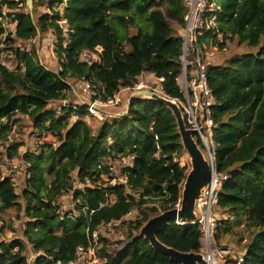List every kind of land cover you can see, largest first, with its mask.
<instances>
[{
	"label": "trees",
	"instance_id": "trees-1",
	"mask_svg": "<svg viewBox=\"0 0 264 264\" xmlns=\"http://www.w3.org/2000/svg\"><path fill=\"white\" fill-rule=\"evenodd\" d=\"M216 1L221 12L209 34L223 40L220 44L215 39L220 49L235 42L250 52L207 70L216 99L212 112L216 171L228 176L216 205L228 218H219L215 242L235 235L238 227L243 264H264V0ZM26 2L0 0V141L8 139L13 124L28 117L40 137L51 134L58 144L47 142L37 153L26 154L28 177L22 195L0 164V221L14 208L27 217L22 238L0 243V264H28L29 246L40 254L34 264H70L78 247L89 245L88 229L92 233L103 222L118 221L137 207L145 220L123 247L111 251L115 246L109 234L102 235L101 264H179L140 237L151 217L176 208L188 175V167L176 161L186 152L171 109L134 99L126 115L105 117L93 128L83 120L94 117L88 107L61 104L64 111L58 115L53 105L67 100L69 79L90 82L99 98L108 101L149 74L164 79L168 97L182 99L178 79L183 37L174 25H185L186 0H33L32 12L15 13V35L6 37L4 9L15 10ZM57 4L63 7L61 14L53 12ZM38 6H47L53 16L46 13L36 19ZM62 20L69 25L71 42L66 48ZM48 33L59 41L63 71L58 73L42 66L33 50L18 47ZM6 52L14 58L15 70L3 63ZM87 54H97L99 60L90 61ZM72 114L79 117L73 124ZM20 147L11 144L8 159L19 157ZM132 156L134 161L122 168L119 161ZM113 165L122 170L128 185L109 186ZM72 191L76 209L71 213L80 214L77 220L63 213L59 204ZM154 199L164 206L142 208ZM202 238L200 226L191 222L180 226L172 221L158 235L161 243L182 253H200Z\"/></svg>",
	"mask_w": 264,
	"mask_h": 264
},
{
	"label": "built area",
	"instance_id": "built-area-1",
	"mask_svg": "<svg viewBox=\"0 0 264 264\" xmlns=\"http://www.w3.org/2000/svg\"><path fill=\"white\" fill-rule=\"evenodd\" d=\"M186 6L188 11L185 15V25L182 35L183 54L181 60L183 69L180 78L182 82L180 81L181 84H179L183 93V98L172 100L180 106L187 128L196 130V135L207 149V157L214 171V178L212 184L203 190V196L197 201V218L188 221L176 219L174 222L180 226H183L188 222L200 226L203 235V247L200 252L203 255L202 264H243L244 257L240 255L238 251L231 248L219 247L215 242V237L218 232V218L215 217L214 210L218 204L219 191L224 182L228 179V176L219 175L216 171V159L213 152V129L215 124L212 114L216 99L209 84L207 70L209 66L214 64L211 57L213 53L215 51H220V46L215 43V39H217L220 44L223 43L220 36H217L214 32L213 35L212 33L209 34V32L216 28L217 17L218 13L221 12V6L218 5L216 0H186ZM59 23L61 28L67 33L66 42L64 44V47L66 48L71 42L70 37L68 36L69 25L66 20H62ZM97 51L100 52V48H98ZM86 56L90 61H98L95 60V57H99L97 54H87ZM61 69L63 71V68ZM159 79L161 82H164L163 78ZM87 84L92 90L93 87L91 83L87 82L86 85ZM83 85H85V82ZM154 86L146 85L145 82L140 81L134 87L121 90L114 98L104 101V103L107 105L119 104L121 101L120 97L125 91L139 92L143 89H147L155 93L163 94L164 97L167 96L164 94L163 87H160L161 91H159V89ZM64 102V106H67V101L65 100ZM73 108L77 110V107ZM87 109L90 112L95 109L97 110L94 105L89 106ZM209 143H211V148ZM134 159V156L127 159L123 158L119 161V164L123 168L129 166ZM176 161L180 162V159H176ZM182 167H186V165L184 164ZM108 181L109 186L111 187L128 185L127 177L122 174V170H118L114 165L110 167ZM89 183L91 182L89 181ZM136 195H140V192H136ZM166 196L167 194L165 197ZM163 206V201H160V199H154L153 201H150V203L142 205V208H159ZM180 207L181 200L176 205V208L180 209ZM70 217L77 220L80 218V214L71 213ZM143 220L144 216L142 211L140 210V207H137L130 210L118 221H112L109 224L103 222L92 233L88 229L87 234L89 245L87 247L79 246L76 260L70 264H101L102 258L100 252L104 247V241L102 240L103 233H114L115 228L123 226L125 223L132 224L136 227L138 223ZM3 242L6 241L0 234V243ZM38 256H40V254L36 255V257Z\"/></svg>",
	"mask_w": 264,
	"mask_h": 264
},
{
	"label": "rangeland",
	"instance_id": "rangeland-1",
	"mask_svg": "<svg viewBox=\"0 0 264 264\" xmlns=\"http://www.w3.org/2000/svg\"><path fill=\"white\" fill-rule=\"evenodd\" d=\"M33 10V9H32ZM30 10L27 2L21 5L18 9L10 10L5 8L3 11V21L4 26L6 28V37L8 35H15L16 32V26L17 23L13 21V18L15 16L16 12H25L26 14L29 12H32ZM63 7L60 4H57L55 7V11L53 12H59L62 13ZM164 10V9H163ZM53 12L47 8V6H38L36 7V19L39 15H43L46 13L52 14ZM217 25V23H216ZM174 28L178 31V33H181L183 35V28H180L176 25H174ZM213 35V33H212ZM59 41L56 35L53 33L45 34L41 37H37L30 42L27 43V45H21V43H18V47H21V50H33L36 54L37 61L44 66L45 68L52 70L56 73L62 71V66L59 61L58 56V48ZM32 51V52H33ZM102 50L100 49V52ZM255 51V50H251ZM250 52V50L246 46H238L235 42H230L228 46H225L224 49H220L218 52H214L212 57L213 63L220 65L224 64L228 59L235 55H242L243 53ZM95 60H99V57H95ZM3 63L11 70L16 69V64L14 58H11V55H9L7 52L5 53L3 57ZM144 78H141L142 82H145V84L157 87L159 91L163 87V82H161L160 79H158L155 75H145ZM181 76L178 79L179 84L181 81ZM69 82L71 84V89L67 93V103L66 104H72L74 106L83 107L86 106L89 108V106L94 105L96 106L97 110L89 111L90 114H93L94 117L86 116L83 118L90 126L93 128L99 127V125L104 121L105 117L106 119L111 118V116L120 117L121 113L126 111V105L130 99V96L135 93L133 91H125L123 95L120 97L121 101L117 105H107L104 103L102 99L99 98V92H96V88H91L89 85L85 82V85H83V80H77V79H69ZM182 82V81H181ZM161 87V88H160ZM142 91H148L155 93L151 90L143 89ZM140 92V91H139ZM164 93V92H163ZM159 96H163V94L155 93ZM165 94V93H164ZM164 97V96H163ZM171 99L170 97H167ZM175 102V101H174ZM65 104V102H59L53 105V108L57 109V114H63V111L59 106ZM177 104V103H176ZM55 109V110H56ZM67 110V109H66ZM96 116V117H95ZM79 120V117L75 114H72L70 117V123H76ZM40 133L36 130L35 125L31 119L28 117H23L19 119L18 122L13 124L11 131L9 132L8 139L5 141H0V164L2 171L6 177H11L14 180V183L16 185V192L20 195H22V191L26 187V180H27V168L28 164L27 161L24 159L26 154H32L37 153L39 151V148H41L42 144L54 142V145L58 144L56 141V138L48 134L47 136L40 137ZM197 136V135H195ZM198 137V136H197ZM18 143L21 145L18 151L19 157L14 158L13 160L8 159V153L7 149L11 144ZM209 146L211 148V143H209ZM206 156H208V152L206 148L202 149ZM180 164L183 166L184 164L188 167V173L191 171V163L190 158L188 154L180 159ZM76 184H79L76 180V174L73 173L72 177ZM76 188V187H74ZM74 192L67 193L65 196H63L60 201V208L63 211V213H71L76 209V202L74 201ZM182 198V194H181ZM20 202L23 204L24 199L23 197H20ZM214 215L216 218L225 219L228 218V215L220 210L218 211L217 208L214 210ZM74 216V215H72ZM144 216V215H143ZM3 221H0V234L4 237L6 242H9L11 240H14L16 238H22L23 232L25 230V222L27 221V217L25 216L24 211L22 213H19L17 209H12L9 212L4 214ZM145 220V218H144ZM143 220V221H144ZM142 221V222H143ZM135 229V226L132 224L125 223L123 226L117 227L114 229V233H108L109 234V242L114 243L112 246H115L112 250H117L121 247H123V241L127 239L129 234ZM240 228H236L235 235H224L220 238V240L216 239L217 246L222 248H231L235 251H238L240 255L244 257V254L241 252V250L237 247V240L240 237V233L238 232ZM239 234V235H238ZM105 236L106 234L103 233ZM28 264H34L36 255H38L36 252H34V248L32 246H29L28 252ZM101 255V253H100Z\"/></svg>",
	"mask_w": 264,
	"mask_h": 264
},
{
	"label": "water",
	"instance_id": "water-1",
	"mask_svg": "<svg viewBox=\"0 0 264 264\" xmlns=\"http://www.w3.org/2000/svg\"><path fill=\"white\" fill-rule=\"evenodd\" d=\"M27 4L30 10H32L33 0H27ZM134 99L162 103L171 109L177 121L184 150L188 154L191 163V171L187 175L182 190L180 209H171L158 216L151 217L142 226L140 230V237L147 240L157 252L170 258L172 261L179 264H202L203 255L201 253L179 252L161 243L158 239V235L176 219L188 221L197 218V201L203 196V190L212 184V180L214 178L212 166L195 138L196 130L187 128L184 116L178 104H176L172 99L159 96L152 92H135L130 96L126 105V111L121 113V116L128 113Z\"/></svg>",
	"mask_w": 264,
	"mask_h": 264
},
{
	"label": "clouds",
	"instance_id": "clouds-1",
	"mask_svg": "<svg viewBox=\"0 0 264 264\" xmlns=\"http://www.w3.org/2000/svg\"><path fill=\"white\" fill-rule=\"evenodd\" d=\"M205 148V147H204ZM208 158V157H207Z\"/></svg>",
	"mask_w": 264,
	"mask_h": 264
}]
</instances>
